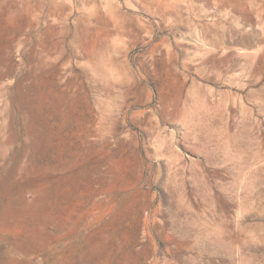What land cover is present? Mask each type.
Segmentation results:
<instances>
[{"label": "rangeland", "instance_id": "obj_1", "mask_svg": "<svg viewBox=\"0 0 264 264\" xmlns=\"http://www.w3.org/2000/svg\"><path fill=\"white\" fill-rule=\"evenodd\" d=\"M0 264H264V0H0Z\"/></svg>", "mask_w": 264, "mask_h": 264}]
</instances>
